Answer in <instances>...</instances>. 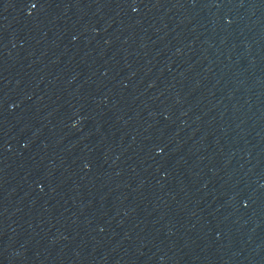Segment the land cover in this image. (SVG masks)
Returning <instances> with one entry per match:
<instances>
[{
  "label": "water",
  "instance_id": "95a60500",
  "mask_svg": "<svg viewBox=\"0 0 264 264\" xmlns=\"http://www.w3.org/2000/svg\"><path fill=\"white\" fill-rule=\"evenodd\" d=\"M0 264H264V0H0Z\"/></svg>",
  "mask_w": 264,
  "mask_h": 264
}]
</instances>
